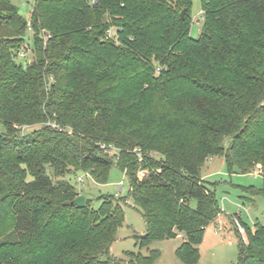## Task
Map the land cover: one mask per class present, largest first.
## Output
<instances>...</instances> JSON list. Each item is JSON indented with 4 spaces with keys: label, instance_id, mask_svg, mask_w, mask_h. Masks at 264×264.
<instances>
[{
    "label": "trees",
    "instance_id": "obj_1",
    "mask_svg": "<svg viewBox=\"0 0 264 264\" xmlns=\"http://www.w3.org/2000/svg\"><path fill=\"white\" fill-rule=\"evenodd\" d=\"M191 9L35 0L28 22L0 0V264H155L158 251L111 255L129 201L147 227L140 248L181 237L179 262L199 263L222 214L202 179L207 161L264 175V0H202L198 39ZM29 30L34 60L23 66ZM114 167L128 198L77 208L82 195L62 178L82 172L104 185ZM235 229L237 264H264V227L245 229L247 242Z\"/></svg>",
    "mask_w": 264,
    "mask_h": 264
},
{
    "label": "rangeland",
    "instance_id": "obj_2",
    "mask_svg": "<svg viewBox=\"0 0 264 264\" xmlns=\"http://www.w3.org/2000/svg\"><path fill=\"white\" fill-rule=\"evenodd\" d=\"M12 2L19 8L22 17L29 22L35 7V0H12ZM191 18L190 34L192 38L198 39L204 27L202 0H192ZM110 32L114 36L115 30L111 29ZM33 46L32 32L29 30L25 46L17 53L18 63L25 66L34 60ZM32 129L24 128L25 133L31 132ZM116 153V150H111L109 155L113 157ZM213 159L206 163L202 174L209 176L206 181L215 191L219 207L224 215L223 222H227V225L223 227L220 224L217 228L215 225H211L208 228L200 246L201 257L198 264H237L240 254V239L235 228L247 242L245 229L254 230L257 226L264 227V175L259 171L250 174H230L222 157ZM47 173L55 181L61 180L54 177L51 167H47ZM62 179L68 180L82 196L91 200L95 209L101 205L99 201L101 196L116 198H128L129 196V180L116 167L112 168L108 182L104 185L94 183L82 172L68 175ZM78 179H83V181L79 182ZM192 205L195 206L196 203L194 202ZM123 208L125 221L119 229L117 240L113 243L110 251L114 258L126 261L127 253H141L148 256L151 251H158L160 257L155 264H181L176 256V251L183 242L178 239L179 237L153 242L148 247L140 248L136 237L146 234L145 220L131 201ZM229 218L233 219L229 220ZM236 221H241L243 231L237 226Z\"/></svg>",
    "mask_w": 264,
    "mask_h": 264
},
{
    "label": "water",
    "instance_id": "obj_3",
    "mask_svg": "<svg viewBox=\"0 0 264 264\" xmlns=\"http://www.w3.org/2000/svg\"><path fill=\"white\" fill-rule=\"evenodd\" d=\"M186 15V11L184 10L181 13V18L184 19ZM74 204L77 208L83 209L86 207V198L84 196H79L75 201Z\"/></svg>",
    "mask_w": 264,
    "mask_h": 264
},
{
    "label": "crops",
    "instance_id": "obj_4",
    "mask_svg": "<svg viewBox=\"0 0 264 264\" xmlns=\"http://www.w3.org/2000/svg\"><path fill=\"white\" fill-rule=\"evenodd\" d=\"M214 159L213 158H210L207 162H210V161H213ZM209 177V176H208ZM207 176H204L203 174H202V179L204 180V181H206V179L208 178ZM207 182V181H206ZM223 213L219 216V218H218V220H217V222H216V224H215V226H216V228L218 227V226H220V224H222L223 225V227H226V225H227V222L226 223H224L223 222ZM208 228H210V227H208ZM208 228L206 229V232H207V230H208ZM178 239H181L182 240V238L181 237H179Z\"/></svg>",
    "mask_w": 264,
    "mask_h": 264
},
{
    "label": "built area",
    "instance_id": "obj_5",
    "mask_svg": "<svg viewBox=\"0 0 264 264\" xmlns=\"http://www.w3.org/2000/svg\"><path fill=\"white\" fill-rule=\"evenodd\" d=\"M109 36L112 37L111 32L109 33ZM85 175H86L87 177H90L88 174H85ZM146 175H147V172H146V171H141V172L139 173V178H140V179H143ZM78 181H79V182H82L83 179H78ZM236 223H237V226L240 228V230L243 231V228H242V226L240 225V222L236 221Z\"/></svg>",
    "mask_w": 264,
    "mask_h": 264
}]
</instances>
